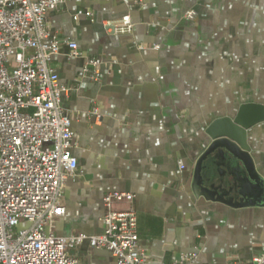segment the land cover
I'll use <instances>...</instances> for the list:
<instances>
[{
	"label": "crops",
	"instance_id": "obj_1",
	"mask_svg": "<svg viewBox=\"0 0 264 264\" xmlns=\"http://www.w3.org/2000/svg\"><path fill=\"white\" fill-rule=\"evenodd\" d=\"M127 14L132 34L105 31ZM47 20L84 55L64 46L53 59L60 82L74 86L64 107L79 162L56 234L103 233L104 196L129 192L152 260L198 250L199 264H252L264 253V121L248 132L252 172L212 151L208 129L243 104L264 105V0H68ZM86 57L104 60L98 81L82 76ZM95 105L101 118L87 114ZM78 253L115 264L88 242Z\"/></svg>",
	"mask_w": 264,
	"mask_h": 264
},
{
	"label": "built area",
	"instance_id": "obj_2",
	"mask_svg": "<svg viewBox=\"0 0 264 264\" xmlns=\"http://www.w3.org/2000/svg\"><path fill=\"white\" fill-rule=\"evenodd\" d=\"M67 1L0 0V264H86L78 253L85 242L107 250L115 264H199L198 250L170 261L152 260L139 235L135 195L129 192L104 196L103 233L56 234V222L66 212V184L79 175L72 119L64 107L74 86L60 82L53 59L64 46L70 57L84 55L47 20ZM145 5L146 0H133L134 7ZM196 16L194 10L184 15ZM103 27L110 34H132L134 22L127 14ZM133 47L147 48L137 42ZM104 64L86 57L82 76L98 81ZM87 114L102 117L97 105ZM179 167L185 168L183 161ZM252 264H264V253Z\"/></svg>",
	"mask_w": 264,
	"mask_h": 264
},
{
	"label": "water",
	"instance_id": "obj_3",
	"mask_svg": "<svg viewBox=\"0 0 264 264\" xmlns=\"http://www.w3.org/2000/svg\"><path fill=\"white\" fill-rule=\"evenodd\" d=\"M261 121H264V105L257 103L243 104L234 116L216 119L208 129L213 139L211 150H217L231 167L244 166L252 172L254 167L248 132Z\"/></svg>",
	"mask_w": 264,
	"mask_h": 264
}]
</instances>
